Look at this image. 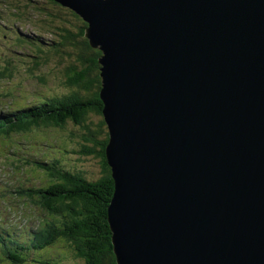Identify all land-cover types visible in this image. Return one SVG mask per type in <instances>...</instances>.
Here are the masks:
<instances>
[{"label": "water", "instance_id": "95a60500", "mask_svg": "<svg viewBox=\"0 0 264 264\" xmlns=\"http://www.w3.org/2000/svg\"><path fill=\"white\" fill-rule=\"evenodd\" d=\"M99 49L117 264H264V0H56Z\"/></svg>", "mask_w": 264, "mask_h": 264}, {"label": "trees", "instance_id": "16d2710c", "mask_svg": "<svg viewBox=\"0 0 264 264\" xmlns=\"http://www.w3.org/2000/svg\"><path fill=\"white\" fill-rule=\"evenodd\" d=\"M0 22L4 30L14 32L17 53L26 57L20 64L27 65L29 72L55 58L60 63L70 59L64 69L65 92L41 95L18 107L0 101V138L37 130H65L73 124L82 127L83 133L76 135L82 142L72 151L80 159H99L101 166L100 171L73 170L60 159L32 160L13 151V161L42 170L48 182L33 190L31 196L40 212L27 219L31 227L24 235L17 228L0 229V257L8 264H26L40 252L41 264H117L108 223L114 180L105 155L109 134L100 96L102 52L85 36L87 23L56 0H0ZM22 22L36 29L25 31L17 26ZM2 62L0 77L12 78L17 69L13 59ZM6 107L7 112H3ZM92 117L100 118L91 121L94 129L88 127ZM62 150L70 152L66 147ZM54 247L65 249L67 254L54 257Z\"/></svg>", "mask_w": 264, "mask_h": 264}, {"label": "rangeland", "instance_id": "374dc122", "mask_svg": "<svg viewBox=\"0 0 264 264\" xmlns=\"http://www.w3.org/2000/svg\"><path fill=\"white\" fill-rule=\"evenodd\" d=\"M30 11L32 12V9ZM0 26V63H5L2 60L13 59L14 65L17 66L12 78L0 77V101L9 103V105L15 103L18 107L22 103L35 101L41 95L65 92L64 69L70 59L60 63V60L55 58L49 64L29 72L27 65L20 64L21 59L26 57L19 56L17 53L14 32L4 30L2 22ZM17 26L28 32L36 29L33 25L24 22ZM26 61L29 62V60ZM7 109V107L4 108L3 112H7ZM93 120L97 122L100 118L92 117V120L88 121V127L91 129L95 128L91 125ZM79 132L83 133L82 127L69 124L65 130H37L25 136L17 134L7 139L0 138V156H4L0 159V192L6 195L3 202H0V224L2 226L17 224L19 227H21L20 224L24 226L29 216L39 213L37 202L31 195L34 189L48 182V177L42 170L13 161V151L28 159L39 158L48 161L56 157L67 168H73V170L80 168L100 171L99 159L93 156L80 159L79 155L72 151L77 148V144L82 142L81 138L76 136ZM62 147L68 148L70 152L63 151ZM24 204H27V207ZM59 251L64 252V249H59ZM33 264L39 263L34 262Z\"/></svg>", "mask_w": 264, "mask_h": 264}, {"label": "bare ground", "instance_id": "6f19581e", "mask_svg": "<svg viewBox=\"0 0 264 264\" xmlns=\"http://www.w3.org/2000/svg\"><path fill=\"white\" fill-rule=\"evenodd\" d=\"M28 225H30V223H29ZM16 237H17V236H16Z\"/></svg>", "mask_w": 264, "mask_h": 264}]
</instances>
